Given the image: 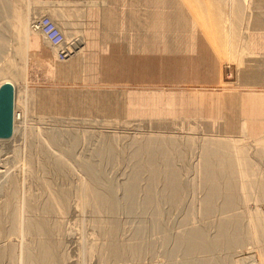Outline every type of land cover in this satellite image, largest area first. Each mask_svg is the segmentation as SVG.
I'll return each mask as SVG.
<instances>
[{
	"label": "bare ground",
	"instance_id": "bare-ground-1",
	"mask_svg": "<svg viewBox=\"0 0 264 264\" xmlns=\"http://www.w3.org/2000/svg\"><path fill=\"white\" fill-rule=\"evenodd\" d=\"M27 1L28 0H26V2ZM46 1L47 0H42L44 4ZM53 1L51 0V3L54 4ZM57 1V3L62 2L61 0ZM63 1V3H65V0ZM200 1L203 3L202 0H199V2ZM20 2L24 3L22 0H0V16L3 15L2 17L5 19L4 23H0V86L5 82H9L13 86V115H20L23 118H28L35 110L34 106H37L36 109H38L40 119L49 116L55 119L57 123V120L60 121V118H66L67 115V117H76V119L77 117L84 118L89 114L86 113V111L96 114L99 111V113H101V110L106 107L99 101L101 99L99 95L101 92L99 89L97 92L79 91L78 94L73 93L69 100V102H71L70 104H72L69 106V112L63 111L60 108V106H62L61 100H57L59 104L55 105L56 102L49 92L37 89L36 91L34 88H29L30 86H26L28 88L25 87L26 90H20L18 84L20 75L22 76V74H20L21 70H19L18 67L20 64L17 65L20 60H16L19 53H24V61L29 65L28 67H24V72H26V67L29 70L32 63L36 61H45L50 65V68L57 70L59 78L64 77L66 79L70 75L68 72L69 69L67 68H77L79 62L80 64L78 66H84L85 63H90L93 66L95 65L93 68H102V65L99 63L103 58L105 59L104 55H114L115 49L113 48L115 47L120 50V62L124 63L125 50L129 55L131 53H180L183 55H192L198 53L202 47L207 46L218 62V72L220 60H235L241 72L240 76L242 77V82H250V84H253L255 80L259 83L264 82V73L262 72L263 70H261L264 69V54L256 55L255 53V50L256 52H258L257 50L264 52V21L262 22L259 20L260 18L254 16L258 13L255 14L253 12L254 15L250 13L249 17L243 18V15L240 18L246 21L245 24H243L245 32L248 33L246 38L243 37L246 33L238 30L239 27L235 25V23H232V19L229 20L230 23L228 22L229 26L227 24L228 29H224L221 23V17L224 15H220L217 9V12L215 11L214 13L205 10V2L203 3L204 5H201L204 6L203 9V7H199L200 4L198 3H196V5H198V7H196L193 4H184V1L180 3L179 0H92V3L87 2V0H66L67 3L63 6H61V3L60 8H58L59 6L55 8L52 7L54 8L52 9V15L50 13L52 10L50 11L47 7V10L50 11L48 12L50 13L48 16H52L53 23L63 31L62 34L65 40H68L67 36L70 35V38H72V32L68 35L71 29H75L73 31L74 34L78 31H82L81 35L78 33L81 37H79V35L77 36V34H75V36L79 37V39L77 38V42L81 40V43H84L85 46H81L82 50L79 49V54L81 56L79 58V55H76L77 53L75 54V50H73L75 47L72 49L70 45L75 57H72L73 55L70 56L71 54L69 53L70 55H66L64 60L58 57L57 48L50 45L45 37L39 34V21L34 23L37 21L36 19L39 20V18H37L38 16H36L34 21L31 19L32 22H28L27 25H24L25 20L23 21L20 19L24 16L28 18L29 13L34 12L35 10L32 11L31 9L37 8L34 3H39V0L34 3L30 0V3H27L23 12H21V5L23 4L20 5ZM187 3H189V0ZM44 4L42 7L45 6ZM45 8L43 7V9ZM37 9V14L41 13L43 17L45 14L40 12L39 8ZM144 9L146 10L145 21L143 20L145 17L142 18ZM41 14H39V16ZM81 14L83 15L81 16ZM2 17L0 19H2ZM33 17L35 16L33 15ZM224 18L225 17H223V19ZM227 19L229 18L227 17ZM225 21L227 20L224 19L223 23H225ZM29 32L33 37L32 41L30 43L29 41H24L26 47H24V45L22 49H19V45H21L19 38L20 34L24 33L29 35ZM75 36H73V38ZM70 40L71 39H69V42ZM30 46L33 48V50L31 49L33 53L31 56H26V54H30ZM78 48L76 50L77 52ZM86 48L87 50H89L88 48H95V51L91 53L90 51L92 49H90L88 54H86ZM67 50L69 51V49ZM81 58L83 59L81 60ZM111 61L118 62L116 58L111 59ZM83 62L85 63L81 65ZM90 64L88 65L91 66ZM88 65L87 68L89 67ZM73 73L75 72L73 71ZM26 77L25 80L28 79V76ZM92 94L94 96L93 101L90 97ZM64 99L65 98L62 100ZM238 101L240 102V100ZM96 103L98 108L95 107ZM109 107H111V110H114L113 103ZM35 112H37V110ZM37 115L38 114H36V117ZM114 115L116 114H110L106 117L109 118ZM93 117L94 115H92V118ZM120 117L117 118L120 119ZM220 118L219 116L210 117V122L208 123L209 125H215V123H217L216 125L221 127V131L222 127L224 128L225 134H220V136L215 134L216 137L203 136V138L201 137L202 139L200 138V161L196 170L198 171V176L192 180L181 177L183 174L180 175L179 173L181 172L180 170L187 171L188 167L183 166L181 168L174 162L177 161L175 160L176 157L181 159V161L185 160L184 155L186 151L183 150L184 147L182 148V144L189 145L190 147L195 146L194 140L196 139L188 135L181 138L175 135L144 134L132 135L128 139L126 137L124 139V136H126L124 135L122 138L124 139V143L126 140L129 141V143L126 141L128 144L127 149H125V144L122 145L121 142L123 143V141H120V137L123 133L119 136L115 131L109 134L106 133L107 131H88L79 128L69 129L68 127L58 128L55 126L45 131H42V128L39 129L40 127L32 129V137H30L31 135L29 133L30 138H24L25 148L22 146L25 149H23L24 151L27 149V156L25 158V166H27L23 167V165L20 166L18 163L16 166L13 165V168L16 167L17 171L18 169H21V171L22 169H25V171L27 169V171L31 173L34 170L40 171L43 174V178L41 181H36V184L40 186L44 184L42 187H45V189L47 188V192L46 195L41 198L37 197L33 192L29 195L30 192L28 188V193L23 197V203H19L20 205L16 204L13 170H10L11 167L7 169V167L3 165L4 171L2 175L4 181L2 186L5 188L6 197H4L3 201L0 203V257L4 253L3 242L12 235L19 237H27L30 235L31 238L34 239L33 241L39 242V245L34 248L36 251L33 252L34 250L29 248V239L27 238L28 241L27 239L25 241V237L22 239L23 244L21 245L20 254L25 262H29V258L31 257L50 261L54 254H56L54 253V247L51 245L52 242L50 243L48 239L52 236H50L52 232L56 233L57 237L58 235L60 237L59 233L64 230L62 229L63 216H65L64 214L71 206V203L68 200V187L53 184L47 177L48 174L51 173L58 177H72L75 174L78 175L79 182L76 187L78 191L75 190L77 197L76 205L79 200H83V202L86 203L85 205L90 206V208L93 209L90 218L91 221L101 229L105 239L112 241L119 235L118 233L121 230V223L117 218L118 212L124 211L126 212L125 214H133L145 210L151 223H148L149 221L147 222L144 219V213L141 214L144 216V218H142L144 220L142 221L150 224V227H148L149 225L143 226L140 224L141 226L139 225L135 228V235L144 238L147 227L149 230L151 227V230L153 228L160 229L162 234L161 244L164 247H168V243L171 242V239L173 240L170 236L172 233L170 234L169 230L161 224L162 215L159 216V206L165 200L168 201L171 208L175 207V205L183 204L185 199L180 195L186 192H190L198 199L197 205H199L201 213L204 214L211 213L217 206V203H219L224 210H231L239 205L246 209L251 208L253 209L252 211L245 210L248 211L246 213V220L248 223L247 226L244 227L245 230H243L241 224L243 218L241 219L239 215L228 216L219 220V224L216 226L215 231L222 236V241L220 242L218 241L215 243L211 239H207L206 233L208 231L202 227L189 229L187 232L188 235H186V237L183 236L181 242L178 241L176 246L177 254L182 256L183 259L181 261L171 260L167 264H235L236 257H234L235 254L232 253V249L235 246L243 245L242 238L239 237V234L241 232L243 234V231L249 234V240L251 239L252 243L255 244V248L252 252L246 251L249 260H251V255L255 260L263 259L264 248L259 243L264 242V219L260 213L262 210L259 211L261 208L258 210L257 206L258 203L264 204V169L257 166L255 160H253L254 158H251L253 153L247 148V143L254 145L256 155L264 158V134L249 137L250 140L247 142L244 138H239L240 135H236L240 131L246 134V121L237 118L238 120L232 122V120L226 121L227 119L223 120ZM87 119H91V117ZM87 119L85 118V120ZM103 119L105 122V118ZM153 119L156 123L160 124L162 122L164 123L163 125H169L168 117ZM198 120L201 121V119ZM80 122L83 121L80 120ZM89 122L91 123V121ZM68 123H70V121ZM87 123L86 126H88ZM191 123H193V121H191ZM191 123L189 122V125ZM198 123L200 122L198 121ZM184 124L185 120L183 125ZM205 125L207 127V123ZM202 126H204V124H202ZM184 127H186V125ZM187 129L189 130V128ZM237 130L239 131L234 134ZM21 131V128L17 126L13 127L12 134H14V136L11 135V138L8 137L11 139V142L17 144L16 141L18 140L16 136H18V133L20 135ZM211 133L213 134V132ZM95 134L96 136H94ZM189 134L192 135L191 133ZM93 139H95L96 142L92 141ZM3 141H7V139L0 138V145L5 143H3ZM4 147L3 145V148ZM21 149L18 151H21ZM1 154L3 155V153ZM4 154L6 153L4 152ZM2 155L1 157L3 159ZM124 161L128 162V165H130V169H128L129 175L123 184H119L106 174L105 166L107 163L117 165V163L121 164ZM1 179L2 177L0 176V183H2ZM42 187L41 189H43ZM140 193H143L144 196L137 197ZM251 200L254 201L253 208L248 206ZM189 207V212L194 213L193 206ZM37 210L39 216L34 218L32 213ZM132 214L130 216L133 217L134 214ZM188 219L191 218L189 217ZM5 222L8 225H4L3 223ZM49 226H51V229ZM154 231H156V229ZM19 240L21 241L20 238ZM10 245L9 243V247ZM13 246L10 247L11 250L13 249L11 253H15L16 251ZM119 247V245L114 244L105 245L103 247L105 248L103 252L110 251V255L114 256L117 255L116 250ZM217 247L225 250L227 254L230 253L228 255L229 258L226 260L215 258L214 253ZM94 248L95 247L92 246L89 250H93ZM154 248L155 245L151 242L134 245L130 247L129 255L140 259L150 251L152 254ZM187 258L190 259L187 260Z\"/></svg>",
	"mask_w": 264,
	"mask_h": 264
},
{
	"label": "rangeland",
	"instance_id": "rangeland-1",
	"mask_svg": "<svg viewBox=\"0 0 264 264\" xmlns=\"http://www.w3.org/2000/svg\"><path fill=\"white\" fill-rule=\"evenodd\" d=\"M29 1L30 0H28L27 2L26 0L24 1L22 0V2L24 3L20 2V5L23 4L21 5V10H22L21 12L24 11L27 3H30ZM31 1L32 3H34L38 0L36 1L31 0ZM61 1L62 2L57 3L58 1L54 0L53 1L54 4H53L51 3V0H47L46 3L44 4L43 2L45 1L42 2V0H39V3L36 2L34 4H36L37 8H39L40 12H43V14H45L43 16L49 17L48 15H50V13L52 15V12H53L52 9H54L57 6H59L58 8H60L61 3H62L61 6L67 3L66 0H65V3H63L64 2L63 0ZM182 1H184V4L185 3L189 5L193 4L196 7H198L196 3L200 4L199 5L200 7L201 5H204L203 3L205 2L206 4L204 5L205 10H207L208 12L210 11L214 13L215 11L217 12L218 10V12H220V15L222 16L224 15L223 16L225 17L224 19L227 20L225 21V23H223L224 19L223 17H221V23L223 24L221 25L223 26L224 29H228L227 24L229 26V23H230L229 20L232 19V23H235V25L239 27L238 30H241L242 32L246 33L244 30L245 28L243 27V24H245L246 21L240 18L243 15H244L243 18L247 16L249 17L250 13L252 15H254V13L255 14L258 13L257 15H254V16L256 18L257 17L260 18L259 19L260 21L262 22L264 21V14H263L264 13V4H263L264 0H206V1L202 0L203 3H201V1L199 2V0L198 1L189 0V3H187L188 0L187 1L179 0L180 3H183ZM41 2L45 5L43 7L44 8L46 7L45 8L46 11L45 9H43L42 7L43 4ZM87 2L92 3V0H89V1L87 0ZM55 3L58 5H56ZM204 6H201V8L203 7L204 9ZM47 7L49 8L50 11L51 10L52 11L50 12L49 10H47L48 9ZM37 8L35 7L34 9H31L32 11L34 10L35 11L34 12L30 11L31 13H29L28 18H26L25 16L20 18L23 21L25 20V23L23 22L24 25H27L28 22L31 23L32 20L34 21L36 19V16H38L37 18H39V20L36 19L37 21H35L34 23L41 20L42 14L39 13L41 14L40 16L39 14H37V10H38ZM33 15L35 17H33ZM82 15L83 14H81V16ZM2 16H0V18ZM50 17L49 18L52 20V16ZM227 17L229 19H227ZM142 18H144L143 20L145 21L146 19L145 9H144ZM4 20H5L4 17H2V19H0V23L1 24L4 23ZM59 30L63 33L61 29ZM74 30L71 29V31L68 32L69 33L68 35H70L71 32L73 36H75V34H77V36L79 34L81 35L82 31L79 32L77 30L78 32L75 31L76 33L74 34L73 32ZM39 34L45 37L40 29H39ZM247 34L248 33L245 34L246 36L243 34L244 35L243 37L247 38L248 36ZM80 35L79 37H81ZM70 36H67L68 40L64 39L65 44H66V49H69V51L67 50L68 52L67 55L71 54L70 56L73 55L72 57H75V54L77 53L76 55H79V58H80L81 56L79 54L80 52L79 49L82 50L81 46L84 47L85 45L84 43L83 44L81 43V40L77 42L79 37L75 36L76 37L75 39L76 42H75L74 40L75 37L73 38L72 36V38H70ZM19 38H20V43L22 45V46L19 45V49H22L24 45H25L24 47H26V44L24 43V41H29L30 43L33 39L30 32H29V35H26L24 33L20 34ZM69 39L71 40L73 39L72 40L73 43L71 40L69 42ZM67 42L69 46L70 45L72 46V49L75 47V49H73L75 50V54L71 50V46L69 47L67 45ZM74 42L76 46L74 45ZM77 48H78V52L76 51ZM31 49L33 50V48L30 46L29 47L30 54L28 53L26 54V56H31V54L33 53ZM88 49L89 50H87V48L85 49V51L87 50L86 54H88V52L92 48H88ZM113 49H115L114 55L113 54L104 55L105 59L103 58L102 61L99 63L102 65V68H97V67L93 68L95 65L93 66L92 64L85 63V62L81 63V65L85 63L84 66H78L80 64L79 62L77 64V68H74V67L67 68L69 69V71L68 70L67 71L69 72L70 75L66 79L64 77H63L64 79L61 77L59 78L57 70L50 68V65L45 61L44 62L36 61L32 63L28 70L27 67L29 65H27L28 63H26V61H24V56H25L23 55L24 53L23 54L19 53L17 55L18 57H16V60L18 61L20 60L19 61L20 63L17 61L18 62L17 65L20 64L18 67H19V70L22 71V72L20 71V74H22V76L20 75V80L23 78L21 81L19 80L18 86L20 90H26V88L30 86L29 88H34L35 90L37 89V90H44L46 92H49L53 96L54 101L56 102L55 105L59 104L57 100H61L62 106H60V108L63 111L65 110L69 112L70 110L69 106L72 105L70 104L71 102H69V100L71 96L73 95V93L78 94L79 91H86V92L96 91L97 92V90L99 89L101 92V94H99L101 97L99 101L102 104H104L106 107L105 109L101 110L102 111L101 113H99L100 112L99 111L96 114H94V113L86 111V113H89L87 114L88 117L87 116H85L84 118L80 117L81 119L79 117H77V119L76 117H72V118L67 117L68 116L67 115L66 116L67 119L65 117L60 118V121L57 120V123L55 119L49 116H45L42 119H40L38 109H36L37 106H34L35 110L33 108L34 111L30 117L28 116V118H23L20 115H13V127L17 126L21 128L22 131L20 135L18 133V136H16L18 140L16 141L17 144H15V142L14 143L11 142L10 136L11 135L14 136V134H11L9 136L10 138L6 137L5 139H7V141H3V143L4 142L5 143L0 145V154L3 153V155L2 154L1 155L3 156V159H4L3 160L0 155V158H1L0 159V176L2 177L1 179L2 183H0V203L3 201L4 197H6L5 188L4 186H2L3 181H4L3 175H2V172L4 171L3 169L4 167H7V169L11 167L10 170H13V180L15 184L14 189L16 193V204L23 203V197L26 193H28L27 192L28 188L30 192L29 195H31L32 192L35 195H37V197H41V198L46 195L47 188L45 189V187H42L44 186V184L42 186L36 184L38 181H41L43 178L42 176L43 174L40 171L34 170L31 173L30 171H27V169L26 171L25 169H22V171L21 169H18L17 171L16 167H14L15 169L13 168V165L16 166V164L18 163L20 166L22 165L23 167L25 166L26 164L25 158L27 156V149L26 151H24L25 150L24 149L25 139H29L30 137H32L31 130L39 128V127H40L39 129L41 128L43 129L42 131H45L46 129L48 128L50 129L51 127L55 126L58 128L68 127L69 129L79 128V129L88 130V131H91V130L92 131L93 130L102 131V132L107 131L106 133H109V134L115 131L119 136H121L123 133V135L120 137V141L121 140L123 141V143L121 142L122 145L125 144V149H127V144L129 143V141L126 140L128 143L126 141L124 143V139L125 137L127 139L130 138V136L132 135H144V134L175 135L176 137L180 136L181 138H184V136L188 135L190 137H193V139H196L194 140L195 146L190 147L189 145L182 144L181 145L182 148L184 147L183 150L186 151L184 155L185 160L183 159L184 161H181V159L176 157L175 160L177 161H174L175 164L177 166H180L181 168L183 166L188 167L187 171L180 170L181 172H179L180 175L181 174L185 175V176L181 175V177H184L188 180H192L193 178H197L196 176H198V173H197L198 171L196 170H197V165L200 161V154H199L200 147H201L200 142H199L201 141L200 138L201 137L203 138V136L204 137H210V136L216 137V135L220 136V134L221 135L225 134L224 128L222 127V131H221L220 129L221 127H218L219 125H216L217 123H215V125L214 124L209 125L208 122H210L209 121L210 117L212 118L213 116H216V117L219 116L221 117L220 119H223V120L227 119L226 121L232 120V122L238 119L246 121L247 123L246 134H244L241 131H240L241 133L238 132L239 130H237L234 134L238 132L236 135H240L239 138L240 137L244 138V140L247 142L250 140L249 137L264 134V85H262L264 84V82L259 83L258 81L256 82L255 80V82L252 81L254 85L250 84V82H247V83L242 82L243 80H241L242 79V77L240 76L241 72H240L237 61L220 60V67H219V72H218V68H217L218 62L216 58L210 52L209 48L207 46H204L201 48V50L198 53L192 54V55L191 54L183 55L180 53L178 54L177 53H174V54L131 53L129 55L127 51L125 50L124 52L125 60H124V63H121L120 62V59H121L120 50H118L117 47ZM92 51L94 52L95 48H93L90 52L93 53ZM257 51L258 52H256L255 50L256 55L264 54V52L261 50H257ZM115 58L117 59L118 62L111 61V59H115ZM82 59L83 58H81V60ZM86 64L87 65L90 64L92 67L88 65L89 67L87 68ZM25 66H27L25 70L26 72H24ZM72 70L76 74L73 73ZM261 70H263L262 72L264 73V69H261ZM26 76H28V79L25 80V78H27ZM254 90H255V93H254ZM90 97L92 98V101H93V98H94L93 94L92 96L90 95ZM63 98L65 99L62 100ZM238 100H240V102ZM112 103L114 106V110H111V107H109L112 105ZM95 107L98 108L97 103L95 104ZM36 110L37 112H35ZM36 114H38L37 117H36ZM110 114H116L117 116L116 115L110 116L111 119L110 117L109 118L106 117V116H109ZM92 115H94L93 118H92ZM89 117H91V119H87ZM117 117H120V119H118ZM147 117L149 119L159 118V117L163 119V118L168 117L169 125H163L164 123L162 122L160 123L161 124L160 125L159 123H156L154 119L153 120L151 119L152 120L151 121ZM85 118L87 120H85ZM103 118H105V122ZM115 118H116V122H115ZM37 119H39L40 121ZM198 119H201V121ZM80 120L83 122H80ZM119 120L120 121L122 120V121L120 122ZM146 120H149L150 122ZM184 120H185V124L183 125ZM190 120L193 121V123H191ZM69 121L70 123H68ZM89 121H91V123ZM174 121H175V124H174ZM188 121L191 123L190 125ZM198 121L201 124L198 123ZM84 122L86 123L89 122L87 123L88 126H86V123ZM205 122L207 123V127L205 125L206 124ZM202 124H204V126H202ZM185 125L186 127H184ZM211 127L212 128L218 127V128L212 129ZM187 128H189V130ZM214 131L218 133H215ZM211 132H213V134ZM29 133L31 136L29 135ZM189 133H191L192 135H190ZM94 136H96V134ZM123 136H124V139H122ZM1 139H4V138H1ZM95 139H93L92 141L96 142ZM3 145L5 146L4 148H3ZM247 146L250 152L253 153L251 155V158L252 159L254 158L253 160H255L256 165L264 169V158L256 155L254 145L247 143ZM19 148L20 149L22 148L21 151H18L20 150ZM4 152L6 154H4ZM124 162L121 164L117 163V165L112 164V163H107L105 166L106 174L119 184H123L129 175L128 169H130V165H128L129 164L128 162L126 161ZM47 177L53 184H58L62 187H68V200L71 203V206L68 208L67 212L64 214L65 216H63L64 219L62 223V227H63L62 229H64L65 231L62 230V232L59 233L61 238L59 237V235L57 237L56 233L52 232L50 233V236L51 235L52 236L51 237L49 236L51 239L50 238L48 239L50 243L52 242L51 245L54 247V253H56L57 255L54 254V256L50 259V261H48L47 259L40 260L38 258L35 259L36 257H31L33 260L29 258V262H25L23 257L20 254L21 248H22L21 245L23 244L22 239H24L25 236L19 237V236L12 235L13 237L10 236L7 239H5V241L3 242L4 253L0 257V264H163V263L167 264L171 260L181 261L183 259L182 256L177 254L176 246H177L178 241L181 242V240L183 239L182 238L183 236L186 237V235H188L187 232L189 231V229L202 227L206 231H208L206 233L207 239H211L213 242L217 243L218 241L219 242L222 241L221 240L222 236H220L219 233L215 231V228L219 224L220 219H223L228 216L239 215L241 219L243 218L241 221V224L243 226V230H245L244 227H246L248 223V221L246 220L247 218L246 213L248 211H245V210H250V211L253 210L251 208L246 209L244 207H240L241 205L231 210H224L221 207V205L217 203V206L212 210L211 213L204 214V213H201L200 207L199 205H197L198 199H196L194 195H192L190 192H186L180 195L181 197L185 199L183 204L175 205V207L171 208L169 206L168 201L165 200L159 206V209H160L159 216L162 215L161 224L165 226L167 230H169L170 234L172 233L170 236L171 238H173V240L171 239L172 243L171 242L168 243L169 244L168 247H164L161 244L162 234L160 232V229L153 228L152 229L153 231L151 230L152 227L150 228V230L148 229V227H150V224L148 223H151V222L149 221L146 215L147 212H145V210L144 211L142 210V212H138L139 214L137 212L133 213L134 214L133 217L130 216L132 213L125 214L126 212L124 211L118 212L117 218L119 219L121 223V230L118 233L119 235H117L118 238L116 237L112 241L109 239H105L103 237L101 229L97 225H94V223L91 221L90 218L92 216L93 209L90 208V206L85 205L86 203H84L83 200H79L78 204L76 205L77 197H76L75 190H77L76 187L78 186V182H79L78 175L75 174L72 177H58L56 175L49 173ZM41 187L43 189H41ZM143 196L144 194L140 193L137 197H143ZM253 202L254 201L252 200L249 201L248 206L253 208V205H254ZM189 206L191 207L193 206V209L195 211L194 213L189 212V209H190ZM257 208L258 210L261 208L259 211L261 210L263 211V212L261 211L260 213L262 214L263 219H264V204L258 203ZM141 214L145 215V218ZM32 216L34 218L38 217L39 216L38 210L33 212ZM148 216L150 218L149 214ZM189 217L191 219H188ZM142 218H144L147 222L148 221L149 222L145 223V221H142L144 220ZM3 224L8 225L6 222ZM140 224L143 226L149 225L147 227V230L144 233V238L138 237L135 235V228L138 227ZM49 228L51 229V226H49ZM155 229L156 231H154ZM243 234L242 232L239 234V237L242 238L241 240L243 241V245L235 246L232 249V253H234L235 254L234 257H236V260H235L236 263L235 262L234 263L235 264H264V258L260 260H255L253 256L251 255L252 261L249 260L246 251L252 252L255 248V244L252 243L251 239L249 240L250 237L247 232L245 233L243 231ZM145 235L147 238L145 237ZM18 237L21 239V241L19 240ZM53 237H55L56 239ZM27 238L29 239V248H31V250H34L33 252H35L36 250L34 248L35 246L39 245V242L33 241L34 239L31 238L30 235L25 237V241ZM146 242L147 243L151 242L155 245V248L152 251L153 252L152 254L150 253L151 252L150 251L148 252L149 254L147 253L148 255L147 254L143 255L144 257L142 256L140 259L129 255L130 254L129 250L131 246L138 245V244L139 245L145 244ZM9 243L11 244L10 247L15 244L13 246V248L15 247L14 249L16 250V251L14 250L15 253H11L13 249L12 250L10 249ZM109 244L120 246L116 250L117 255H114V256L110 255V251L103 252L105 249L103 247ZM259 244L264 248V242L262 243L260 242ZM92 246H94L95 248L93 250H89L90 247ZM229 254L230 253L227 254L225 250H222L219 247H217V249L215 250L214 256L215 258H218L220 260H223V259L226 260L229 258L228 257ZM188 259L190 258H187V260Z\"/></svg>",
	"mask_w": 264,
	"mask_h": 264
},
{
	"label": "water",
	"instance_id": "water-1",
	"mask_svg": "<svg viewBox=\"0 0 264 264\" xmlns=\"http://www.w3.org/2000/svg\"><path fill=\"white\" fill-rule=\"evenodd\" d=\"M13 129V86L5 82L0 86V138L9 137Z\"/></svg>",
	"mask_w": 264,
	"mask_h": 264
},
{
	"label": "built area",
	"instance_id": "built-area-1",
	"mask_svg": "<svg viewBox=\"0 0 264 264\" xmlns=\"http://www.w3.org/2000/svg\"><path fill=\"white\" fill-rule=\"evenodd\" d=\"M38 27L44 34L45 39L49 42V44L57 48L58 57L60 59H64L67 55V49L65 47L64 36L59 28L47 16H43L41 18Z\"/></svg>",
	"mask_w": 264,
	"mask_h": 264
}]
</instances>
